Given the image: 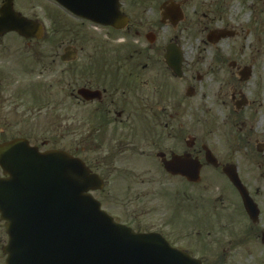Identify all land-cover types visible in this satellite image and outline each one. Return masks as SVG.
Segmentation results:
<instances>
[{"label":"flooded vegetation","instance_id":"1","mask_svg":"<svg viewBox=\"0 0 264 264\" xmlns=\"http://www.w3.org/2000/svg\"><path fill=\"white\" fill-rule=\"evenodd\" d=\"M135 1L119 0L120 13L128 24L116 30L96 22L104 21L103 17H77L53 0H41V16L33 12L26 16L14 0L17 12L42 25L43 37L39 41L16 33L0 37V145L26 141L41 152L61 150L81 159L104 181V189L92 194L117 224L136 233L161 235L196 264H264V61L245 54L246 44L236 53L239 44L232 40L240 33L218 16L217 2L212 0L203 15L212 23L204 26V37L192 47L199 55L185 52L180 30L187 29H179L191 0H165L160 5V23L173 32L162 50L155 48L156 34H145L146 44L136 41L142 29L138 11L126 7ZM3 4L0 0V8ZM165 4L179 6L181 21L175 22L172 10L162 9ZM212 15L221 18L220 26L213 25ZM64 18L74 23L76 32L64 26ZM93 31L105 33L106 38L92 36L87 43L59 40L64 32L72 37ZM215 31H223L225 38L214 42L211 35ZM9 36L21 43L5 42ZM172 44L183 53L181 78L163 61ZM79 54L85 57L78 58ZM161 66L162 74H158ZM47 76L54 84L45 85ZM167 78L183 83L186 90L191 88L194 95L188 97L190 92L185 90L181 96ZM207 78L218 89L210 96L199 94L198 103L191 107L194 81ZM48 109L51 118L47 120L52 124L45 130ZM31 116H38L32 128ZM103 148L107 153L97 155ZM103 156L121 160V170L109 165L115 160ZM174 157L187 161L182 164L185 172L190 162L196 165L198 183L165 170L163 163ZM233 169L238 178L234 185L225 172L232 174ZM109 170L121 172L122 183L135 186L130 194L121 191V206H106L105 197L100 196L109 184ZM152 171L154 177L175 183L170 189L153 184L154 190H140L141 177ZM0 177L9 175L0 168ZM191 188L200 191L193 197ZM240 189L250 203L243 202ZM172 196L175 205L172 201L166 206L153 205L158 197L169 201ZM144 216L155 222L149 225L151 229L144 226ZM0 232V242L6 243L1 220ZM5 243L0 247L2 256Z\"/></svg>","mask_w":264,"mask_h":264},{"label":"water","instance_id":"2","mask_svg":"<svg viewBox=\"0 0 264 264\" xmlns=\"http://www.w3.org/2000/svg\"><path fill=\"white\" fill-rule=\"evenodd\" d=\"M55 1L80 17H103L105 25L118 29L127 22L119 12V0ZM4 2L0 36L16 32L27 39H41V25L16 13L13 0ZM168 5L163 9L172 10L179 21L180 9ZM211 37L216 42L224 35L213 33ZM166 50V65L181 77V51L174 45ZM186 163L174 157L165 162V169L199 181L194 163L190 162L189 172L183 171ZM0 167L9 175L0 178V218L9 237L4 248L6 264H194L161 237L135 234L115 224L89 193L102 189L101 179L79 159L61 151L40 153L28 143L13 141L0 145ZM228 176L233 183L237 179L234 173ZM240 193L244 203L251 202L244 189Z\"/></svg>","mask_w":264,"mask_h":264},{"label":"rangeland","instance_id":"3","mask_svg":"<svg viewBox=\"0 0 264 264\" xmlns=\"http://www.w3.org/2000/svg\"><path fill=\"white\" fill-rule=\"evenodd\" d=\"M165 0H138L133 3H128L126 4L127 8H131V6L135 7L136 14L140 18V22L142 25L141 29V35L140 38L136 39V41H139L143 44L148 43V41L145 40L144 35L147 33H153L156 34L157 36V41L154 44L155 48L157 50L163 49L165 45L168 43V39L171 38L172 36V30L170 27L163 26V24L160 23V15H159V7L160 5L164 2ZM210 1L211 0H191L187 4V17L185 23L182 24V26L179 28L181 29L186 28V31L180 30L182 34V43L185 44L184 47H186L185 52H187L189 55H199V52L193 50V46L195 44L197 45L199 43L200 37H204V34H202L201 30L204 28V26L209 27L210 23L212 21L208 18H204V14H207V11L211 8L210 7ZM214 2H217V7L219 9L218 16L222 18V20L225 22V24L229 25L230 28H236V30L240 33L239 37L235 40H232V42H235L239 44L237 46L236 53L238 54V48L241 47L242 44H246V49H245V54L248 56H251L253 59H257L259 61H264V0H212ZM17 2V7L20 11H22L25 15H29L32 12L39 17L41 16L40 9L43 8V5L41 0H16ZM27 2H31V4L26 5ZM28 6H33L34 10L32 8H29ZM138 9V10H137ZM197 10L198 13L194 14L195 11ZM26 15V16H27ZM218 16L212 15L211 18H213L214 22L213 25L220 26L221 25V18ZM64 26L68 29L74 28L76 32V27L74 26V23H71L68 21L66 18L63 20ZM212 25V24H211ZM212 25V26H213ZM199 26H202L201 28ZM94 32V31H93ZM64 32L60 37L59 40L61 42H69L71 40H76L78 39L82 43H87L90 41V38L92 36L94 37H104L105 33H99V32H94V33H86L83 32L79 35L72 34V37L70 35L65 34ZM203 36H202V35ZM58 40L56 39V42ZM5 42L9 43H21L20 40L10 37L5 40ZM42 48V46H40ZM39 49V48H38ZM44 52L47 54L49 52V48L43 47ZM162 51L158 55L159 59H162ZM204 55L208 56V53H205ZM210 55V54H209ZM83 56L79 54L78 58H82ZM85 57V56H84ZM83 57V58H84ZM121 57H127V56H122ZM161 67L158 69V74H162V70H160ZM32 80V78L30 79ZM45 85L48 84H54V81H51V78L47 76L45 78ZM167 81L169 85H172L173 90L175 92H180V95L183 96L185 94L186 88L183 87V83H177V82H172L170 78H167ZM218 84V83H217ZM194 88H195V96L194 98H190V106L194 107L198 103V95L206 93V96L212 95V93H215L218 87L216 84H212L210 82V79L207 78L203 82L199 83L196 80L194 81ZM33 99L32 96H30V100ZM31 105H32V101ZM46 102V105H49V102ZM210 102V101H209ZM52 104V103H50ZM210 104V103H209ZM49 109L45 110V124H44V129L47 130L51 126V122L47 120V118H51V115L48 114ZM53 116V115H52ZM40 120H42L43 115L41 114L39 116ZM30 127L32 128L33 124L36 123L38 120V116L34 117L31 116L30 118ZM33 120V122H32ZM82 132V131H81ZM84 132V131H83ZM85 133V132H84ZM80 140V138H79ZM108 149L103 148L101 151L97 153V155H103L104 153H107ZM91 154H87L84 156H89ZM108 159H112L111 161L115 160L114 162H109V165L113 163V165L121 170V160L118 161L115 159V157L111 156H103ZM143 162V161H142ZM147 163V166L149 167V160H145ZM154 171L148 175H143L140 179L143 184L140 186V190L145 191L148 189H152V185L154 184L155 186H163L167 188H171L170 185L174 184L175 182H170L168 179L165 177H159L158 175L156 177L153 176ZM108 180L109 184L108 186L105 187L104 192L100 195L105 197L104 201L106 203V206H121V191L125 194L131 193L132 190L134 189V185L129 183L128 181L123 184L121 181V172H118L117 170L111 171L109 170L108 174ZM157 191V190H156ZM174 191V190H172ZM200 190L198 188H191L190 189V194L194 197L196 196L195 194L199 192ZM155 193V191H151ZM170 192V191H169ZM127 195V194H126ZM130 196H134V194H131ZM218 196V194H217ZM214 197L210 196L208 199H212ZM170 198L169 201H167L164 198L158 197L157 201H153L154 206H166L169 203H172L175 205L176 201ZM205 200L204 202H209ZM212 202V201H211ZM203 203V202H201ZM144 206H151V204H143ZM142 204H135V206H143ZM143 218L144 226H147L146 229H151L152 227L149 226L151 223H155L153 220H151L148 216H144ZM3 234L0 232V235ZM4 242H0V247ZM6 244V243H5ZM0 264H4V256L1 254L0 250Z\"/></svg>","mask_w":264,"mask_h":264}]
</instances>
